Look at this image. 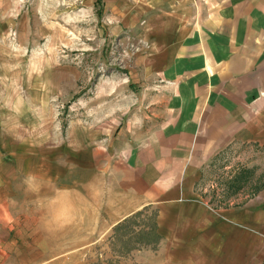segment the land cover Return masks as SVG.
Instances as JSON below:
<instances>
[{"label":"crops","instance_id":"0c3cea01","mask_svg":"<svg viewBox=\"0 0 264 264\" xmlns=\"http://www.w3.org/2000/svg\"><path fill=\"white\" fill-rule=\"evenodd\" d=\"M102 3L104 29L134 34L144 50L138 58L147 76H140L138 86L141 93L149 90L150 103L159 108L134 136L127 129L108 134L105 123L96 126V138L74 148L76 161L70 164L81 169L89 163L92 185L97 188L99 181L119 192L109 205L117 207L120 216L111 223L121 224L138 211L154 208L159 237L178 232L190 247L204 243L207 237L197 234H211L216 223L234 245L238 234L249 246L250 225L264 224V214L232 212L226 223H219L194 195L206 198L198 192L206 168L228 148L250 145L264 154V0ZM3 130L0 127V264L34 263L33 251L19 257L18 248H34L37 236L50 242L52 231L63 230L69 221L65 204L78 196L84 181L68 176L67 155L40 158L37 165L36 144L21 145ZM24 152L26 160L21 158ZM261 192L264 189L255 195ZM82 214L81 209L79 222ZM73 221L78 223L77 218ZM42 231L43 236L37 235ZM160 242L166 244L167 239L161 237L157 245Z\"/></svg>","mask_w":264,"mask_h":264},{"label":"rangeland","instance_id":"374dc122","mask_svg":"<svg viewBox=\"0 0 264 264\" xmlns=\"http://www.w3.org/2000/svg\"><path fill=\"white\" fill-rule=\"evenodd\" d=\"M103 11L102 0H0V127L21 145L36 144L37 165L40 158L67 155L68 176L84 181L83 190L78 188V196L65 204L69 221L63 230L52 231L50 242L37 236L34 248H18L19 257L33 251L36 261L4 264H264V224L250 225L249 246L238 234L234 245L215 223L211 234H197L207 237L202 244L188 247L176 232L161 236L167 243L155 247L149 232L154 208L138 211L119 229V223H111L119 210L109 205L119 192L99 181L97 188L92 185L89 163L81 169L70 164L76 161L74 148L96 138V126L105 123L108 134L127 129L134 136L159 108L150 103L149 90L141 93L138 86L140 76H147L138 58L144 50L134 34L104 29ZM214 162L198 188L206 198L194 195L202 206L219 223L232 212L264 214V192L252 196L256 187H264L261 148H228ZM239 168L247 170L248 182L231 196L226 181ZM242 203L239 209H225V204ZM216 205L221 207H210Z\"/></svg>","mask_w":264,"mask_h":264},{"label":"trees","instance_id":"16d2710c","mask_svg":"<svg viewBox=\"0 0 264 264\" xmlns=\"http://www.w3.org/2000/svg\"><path fill=\"white\" fill-rule=\"evenodd\" d=\"M237 171H238V172H237ZM237 171H235V172L233 173V175L230 176L229 179L226 181V186H227V189L231 191V192H230V195H231V196H235V195L239 194L240 191H242V190H240V189H242V185L244 184V182H248V181H247V179H248V175H246V174H247V172H246L247 170H244L243 168H242V169L239 168V169H237ZM260 189H264V187H261V186L256 187V188H255V192L259 191ZM253 195H255V194H253ZM253 195H252V196H253ZM226 206H229V205L225 204V207H226ZM218 207H221V206H217V205H216L215 208H218ZM138 215H139V214H138ZM124 221H125V220H124ZM120 225H121V226L119 227V229H120L121 227L124 228V226H125L124 223H122V222H121ZM155 229H156V225H155V222H153V224H152V226H151L149 232L152 231V235H153V237L155 238V242H154L155 244H153V245L156 246L157 243L160 241L161 237H159V236L157 235ZM150 244H151V243L145 244V246H148V245H150Z\"/></svg>","mask_w":264,"mask_h":264}]
</instances>
